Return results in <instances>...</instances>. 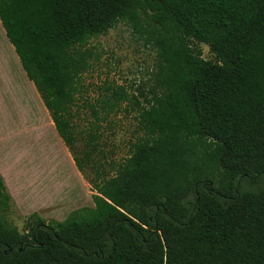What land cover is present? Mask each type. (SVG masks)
Wrapping results in <instances>:
<instances>
[{
  "label": "trees",
  "instance_id": "16d2710c",
  "mask_svg": "<svg viewBox=\"0 0 264 264\" xmlns=\"http://www.w3.org/2000/svg\"><path fill=\"white\" fill-rule=\"evenodd\" d=\"M0 21L70 153L92 39L120 23L145 37L164 90L94 208L33 214L24 233L0 222V264H264V0H0ZM127 102L118 88L102 109Z\"/></svg>",
  "mask_w": 264,
  "mask_h": 264
},
{
  "label": "rangeland",
  "instance_id": "374dc122",
  "mask_svg": "<svg viewBox=\"0 0 264 264\" xmlns=\"http://www.w3.org/2000/svg\"><path fill=\"white\" fill-rule=\"evenodd\" d=\"M144 38L134 35L128 25L120 23L108 34L92 39L86 48L92 56V66L81 78L82 88L73 111L75 142L71 147V153L83 162L85 176L81 177L88 188V198L80 205L85 207L78 210L94 208L92 196L98 176L113 175L114 168L128 159L131 146L142 136L137 123L140 109L148 107V101L164 93L158 74L157 53L146 45ZM192 47L204 60L216 62L207 46L195 43ZM118 88L127 91L130 102L112 112L103 110V102L111 99L113 91ZM91 136L97 140L96 152L92 151ZM87 153L90 155L86 156ZM48 167V171L42 173L57 177L58 183L53 188L68 189L69 183L64 175H55V169L50 164ZM262 185L260 187H264V183ZM29 216L21 214L13 200L9 208L0 209V222L21 233L25 232Z\"/></svg>",
  "mask_w": 264,
  "mask_h": 264
},
{
  "label": "crops",
  "instance_id": "0c3cea01",
  "mask_svg": "<svg viewBox=\"0 0 264 264\" xmlns=\"http://www.w3.org/2000/svg\"><path fill=\"white\" fill-rule=\"evenodd\" d=\"M0 56V176L21 214L63 222L85 207L87 184L1 21ZM49 164L68 180V189L53 188L57 177L44 174Z\"/></svg>",
  "mask_w": 264,
  "mask_h": 264
}]
</instances>
